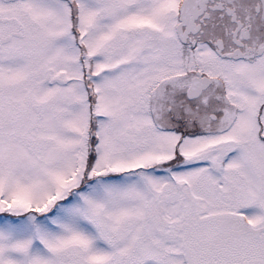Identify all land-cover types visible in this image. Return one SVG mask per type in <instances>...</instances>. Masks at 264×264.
Wrapping results in <instances>:
<instances>
[{
	"label": "snow or ice",
	"instance_id": "1",
	"mask_svg": "<svg viewBox=\"0 0 264 264\" xmlns=\"http://www.w3.org/2000/svg\"><path fill=\"white\" fill-rule=\"evenodd\" d=\"M0 264H264V0H0Z\"/></svg>",
	"mask_w": 264,
	"mask_h": 264
}]
</instances>
